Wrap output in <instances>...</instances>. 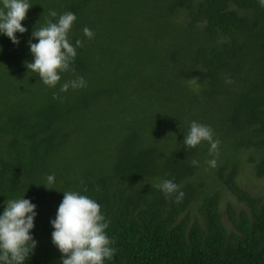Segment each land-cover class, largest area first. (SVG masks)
<instances>
[{
  "label": "trees",
  "instance_id": "obj_1",
  "mask_svg": "<svg viewBox=\"0 0 264 264\" xmlns=\"http://www.w3.org/2000/svg\"><path fill=\"white\" fill-rule=\"evenodd\" d=\"M29 2L19 44L0 34V214L23 195L36 205L37 247L25 264H62L50 221L69 190L95 199L110 221L117 253L104 264H264V192L238 180L245 167L264 180L259 0ZM50 10L73 12L70 40L84 44L75 73L55 88L26 67L31 33ZM77 76L87 87L60 92ZM193 121L213 129L218 157L207 142L183 145ZM163 179L182 185V202L157 187ZM227 193L240 206L227 204L231 233L218 208Z\"/></svg>",
  "mask_w": 264,
  "mask_h": 264
},
{
  "label": "clouds",
  "instance_id": "obj_2",
  "mask_svg": "<svg viewBox=\"0 0 264 264\" xmlns=\"http://www.w3.org/2000/svg\"><path fill=\"white\" fill-rule=\"evenodd\" d=\"M264 6V0H259ZM32 4L29 0H0V34L6 36L13 45H18L17 33L24 34L27 29L22 21L27 18V12ZM49 19L45 26L34 28L31 36L38 41L28 43L33 56L31 63H26L28 71L38 74L40 81L49 88H55L61 81L63 73H75L73 67L77 56V48L84 46L79 39L75 45L69 34L77 17L73 12H64L57 18V12L50 10ZM83 34L89 40L95 33L85 27ZM225 83H235L227 74ZM87 87L82 76L67 81L60 86V92H67ZM53 99H61L54 93ZM210 126L191 122L189 132L184 136L183 145L186 148H196L202 142L210 145L209 154L219 156V139ZM193 166H198L195 159ZM211 168L217 167V159L207 161ZM55 182V176L47 177L48 187ZM83 183V181H81ZM157 187L167 197L175 194L177 203L182 202L185 193L182 185L170 179H163ZM97 190H99L97 186ZM87 193L88 189H83ZM24 196V195H23ZM23 196L5 202L3 213L0 214V264H25L29 254L37 247V241L31 235L36 217V205ZM53 228L52 243L62 254V264H104L105 260H112L117 253L113 245L115 240L106 233L110 221H107L102 206L88 195L78 191H64L63 200L59 204L55 219L50 221Z\"/></svg>",
  "mask_w": 264,
  "mask_h": 264
},
{
  "label": "rangeland",
  "instance_id": "obj_3",
  "mask_svg": "<svg viewBox=\"0 0 264 264\" xmlns=\"http://www.w3.org/2000/svg\"><path fill=\"white\" fill-rule=\"evenodd\" d=\"M249 167H245L242 172L238 176V180L240 181L239 184H241L244 188H246L248 191H251L256 194H260L264 192V180L262 179H257L251 174V169L249 170ZM251 174V175H250ZM219 205V215L221 218V222L223 224V227L226 229L228 233H231L234 231L233 225L231 222L228 220V216L226 215L227 211V204L233 205L236 208H239V204L235 201L234 197L230 196L228 193L222 195L221 201ZM191 213V212H190ZM198 213H194V215L191 216L195 217L194 219L201 220L200 217L197 215Z\"/></svg>",
  "mask_w": 264,
  "mask_h": 264
}]
</instances>
